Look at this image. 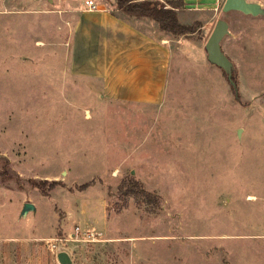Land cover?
I'll use <instances>...</instances> for the list:
<instances>
[{
    "label": "rangeland",
    "instance_id": "rangeland-1",
    "mask_svg": "<svg viewBox=\"0 0 264 264\" xmlns=\"http://www.w3.org/2000/svg\"><path fill=\"white\" fill-rule=\"evenodd\" d=\"M221 18L237 89L205 48ZM151 19L135 21L160 31ZM186 25L179 37L160 27L173 43L160 105L102 99L98 81L64 75V30L38 31L46 43L8 61L0 235L79 225L96 239L59 243L74 264H264V14L220 10L209 26Z\"/></svg>",
    "mask_w": 264,
    "mask_h": 264
},
{
    "label": "crops",
    "instance_id": "crops-1",
    "mask_svg": "<svg viewBox=\"0 0 264 264\" xmlns=\"http://www.w3.org/2000/svg\"><path fill=\"white\" fill-rule=\"evenodd\" d=\"M180 1L183 4L177 8L179 20L184 24L202 21V27L212 24L225 2ZM249 1L264 6V0ZM95 2L97 9L76 4L75 0H0V73L9 71L10 59H22L20 52L28 49L30 43L40 46L46 43L37 38L38 31L46 35L64 30L69 46L64 75L98 81V96L102 99L145 107L162 104L173 53L171 39L163 34L155 19L127 15L120 10L117 0ZM182 13L185 21L181 19ZM135 18L153 20L160 31H151ZM62 79L68 84L67 76ZM56 236L60 235L27 238L0 235V264H61L57 252L67 250L54 252L44 243Z\"/></svg>",
    "mask_w": 264,
    "mask_h": 264
},
{
    "label": "water",
    "instance_id": "water-1",
    "mask_svg": "<svg viewBox=\"0 0 264 264\" xmlns=\"http://www.w3.org/2000/svg\"><path fill=\"white\" fill-rule=\"evenodd\" d=\"M223 11H231L233 9L240 10L246 14L260 15L264 14V6L259 2L249 0H225ZM230 33L229 22L225 19H219L205 45L208 60L221 67L228 75L230 82L237 89V84L234 77V62L224 52L222 41L224 37ZM241 133V128L239 129ZM22 216H26L30 210L35 209L33 203L27 202L24 206ZM57 258L61 264H74L73 259L69 252L62 250L57 253Z\"/></svg>",
    "mask_w": 264,
    "mask_h": 264
},
{
    "label": "trees",
    "instance_id": "trees-1",
    "mask_svg": "<svg viewBox=\"0 0 264 264\" xmlns=\"http://www.w3.org/2000/svg\"><path fill=\"white\" fill-rule=\"evenodd\" d=\"M117 3L120 10L125 14L153 18L163 30L171 32L176 37L193 32L191 26L180 22L178 18L177 8H180L183 4L180 0H167L164 2L161 0H117ZM168 4L170 7H167ZM41 181L39 182L41 185L47 183L45 180ZM131 184L138 186V183L131 182ZM141 189L143 193H146L143 188ZM146 195L149 198L151 197L150 194Z\"/></svg>",
    "mask_w": 264,
    "mask_h": 264
},
{
    "label": "built area",
    "instance_id": "built-area-1",
    "mask_svg": "<svg viewBox=\"0 0 264 264\" xmlns=\"http://www.w3.org/2000/svg\"><path fill=\"white\" fill-rule=\"evenodd\" d=\"M85 4L90 9H97L98 4L95 0H85ZM95 233L89 231H83L79 225L75 227V230L68 233L67 236H56V237H49L44 240L46 246L54 251L57 252L59 248L60 242H69V241H90L95 240ZM58 253V252H57Z\"/></svg>",
    "mask_w": 264,
    "mask_h": 264
}]
</instances>
